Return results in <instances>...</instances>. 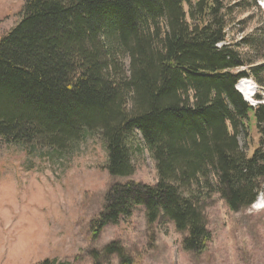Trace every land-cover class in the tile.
Returning a JSON list of instances; mask_svg holds the SVG:
<instances>
[{
  "label": "trees",
  "instance_id": "16d2710c",
  "mask_svg": "<svg viewBox=\"0 0 264 264\" xmlns=\"http://www.w3.org/2000/svg\"><path fill=\"white\" fill-rule=\"evenodd\" d=\"M232 12L226 0H25L0 37L3 142L59 156L98 133L112 178L135 174L141 142L152 153L157 183L113 182L94 238L144 206L150 228L172 221L184 250L202 254L209 199L240 211L264 195V104L236 88L243 77L264 86V61L254 67L239 51L262 58L264 35L228 43ZM247 64L251 73L235 72ZM251 113L261 133L252 155L238 140ZM130 252L112 241L91 254L93 264H135Z\"/></svg>",
  "mask_w": 264,
  "mask_h": 264
},
{
  "label": "rangeland",
  "instance_id": "374dc122",
  "mask_svg": "<svg viewBox=\"0 0 264 264\" xmlns=\"http://www.w3.org/2000/svg\"><path fill=\"white\" fill-rule=\"evenodd\" d=\"M226 3L233 10L227 42L235 46L249 35L262 39L264 0ZM24 4L25 0H0V37L20 22ZM261 45L264 53V42ZM239 51L247 63L254 60V67L264 61V56L256 59V53L245 45ZM125 63L129 65L127 58ZM252 65L235 72L251 73ZM247 82L248 90L254 92L249 103L253 107L264 104V86L252 78ZM251 116L249 131L242 132L238 140L252 155L260 146L261 133L253 113ZM134 162V175L112 178L106 169L104 140L98 133H89L59 156L45 148L31 151L0 138V264H40L48 258L93 264L91 251H101L112 241L131 251L135 264H264L263 193L254 205L240 211L232 210L218 195L209 199L206 213L212 240L202 254L184 250V235L172 221L160 220L150 228L144 206L137 207L132 217L106 225L94 238V219L104 211L105 195L113 182L157 183L155 160L144 142L134 153Z\"/></svg>",
  "mask_w": 264,
  "mask_h": 264
},
{
  "label": "bare ground",
  "instance_id": "6f19581e",
  "mask_svg": "<svg viewBox=\"0 0 264 264\" xmlns=\"http://www.w3.org/2000/svg\"><path fill=\"white\" fill-rule=\"evenodd\" d=\"M241 88H242V89L244 90V92L246 93V96H247L248 100H250V99L253 98V96H252V95H253V94H252L253 91L251 92V91H249L248 89L246 90L245 87H244L243 85L241 86Z\"/></svg>",
  "mask_w": 264,
  "mask_h": 264
}]
</instances>
